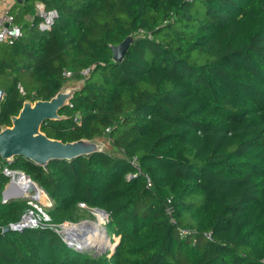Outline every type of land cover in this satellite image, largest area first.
<instances>
[{"label": "trees", "instance_id": "16d2710c", "mask_svg": "<svg viewBox=\"0 0 264 264\" xmlns=\"http://www.w3.org/2000/svg\"><path fill=\"white\" fill-rule=\"evenodd\" d=\"M37 1L16 0L22 36L0 44V127L84 79L42 132L107 138L114 154L10 167L52 199L56 226L83 219L81 204L105 211L117 246L96 255L50 228L5 231L29 206L0 201V264H264V0H40L59 14L46 32ZM7 184L0 174V199Z\"/></svg>", "mask_w": 264, "mask_h": 264}, {"label": "water", "instance_id": "95a60500", "mask_svg": "<svg viewBox=\"0 0 264 264\" xmlns=\"http://www.w3.org/2000/svg\"><path fill=\"white\" fill-rule=\"evenodd\" d=\"M19 3L27 0H18ZM138 35H131L120 45L112 46L113 61L121 63ZM84 79L67 81L61 90L48 101L26 100L17 116L12 117L11 126H2L0 131V158L10 165L17 159L24 158L38 166L46 167L54 160H73L82 156H90L95 153L114 154L107 138L93 140H79L76 142L63 143L51 139L42 132V126L49 121H60L64 117L60 112L65 109L74 96L81 90ZM3 194L8 196L6 190ZM11 198V197H10ZM102 216H107L103 210L96 209ZM5 231H9L6 228ZM64 235H67L62 231ZM85 232L81 235V243L86 240ZM65 241V240H64ZM84 245V246H83ZM79 245L81 250H89V245ZM112 247V252L116 248ZM113 254V253H112Z\"/></svg>", "mask_w": 264, "mask_h": 264}, {"label": "built area", "instance_id": "2783aa9c", "mask_svg": "<svg viewBox=\"0 0 264 264\" xmlns=\"http://www.w3.org/2000/svg\"><path fill=\"white\" fill-rule=\"evenodd\" d=\"M193 1V0H190ZM35 17L39 19V29L42 32L51 31L55 22L59 18L57 10H47L44 2L38 0L35 3ZM22 36V27L18 24L16 17L11 11L0 10V44L12 45ZM89 70L82 73L86 77ZM67 79L72 78L71 73H65ZM5 99V93L0 89V104ZM1 131V127H0ZM133 165L139 169L137 159L133 160ZM0 174L8 179L5 190L8 196L3 194L2 203L6 204L12 199H24L27 201L29 208L22 215L17 223L10 224L7 228L13 231H24L27 229H47L56 230V225L52 223V219L48 213V209L52 207L53 201L48 194L25 172L12 169L10 164L3 162L0 158ZM151 186L148 180V187ZM11 190V192H9ZM45 195V200L41 201L38 196ZM11 197V198H10ZM81 208H86L81 204ZM108 218L107 216H105Z\"/></svg>", "mask_w": 264, "mask_h": 264}, {"label": "rangeland", "instance_id": "374dc122", "mask_svg": "<svg viewBox=\"0 0 264 264\" xmlns=\"http://www.w3.org/2000/svg\"><path fill=\"white\" fill-rule=\"evenodd\" d=\"M2 1H3L2 2L3 5H7L9 3L8 0H2ZM14 5L15 4L13 3L11 9H13V11H14V13L16 15H19L20 14L19 8H16ZM12 200H17V199H12ZM80 215L81 216H84V218L81 219L80 221H78L77 223H65V224L59 225V226L56 227V230L57 231H55V232H57L65 240V242L68 244V246H70V247L76 249L77 251H79L78 248L80 246L78 244V240H80L79 238H80V236L83 233H81L80 236H77V237H79L77 239V237H74V236L68 237L67 235H64L62 233V231H64L67 227L70 228V227H73V226H82L84 224H89V225L92 226V228L89 229V230H87L86 232L91 231V230H94L96 228V229H98L99 232L102 233L101 239L98 240V238H97L96 240H94L91 243V246H90V249L89 250H92L96 255H102V254H104L106 252L112 251L111 240L106 235V232H105V231H107V229L105 227L106 217L100 215L96 211L93 212V213H91L89 211H85L84 209L81 210ZM91 215H93L95 218H91ZM113 239L115 241H117V239H115V238H113Z\"/></svg>", "mask_w": 264, "mask_h": 264}, {"label": "bare ground", "instance_id": "6f19581e", "mask_svg": "<svg viewBox=\"0 0 264 264\" xmlns=\"http://www.w3.org/2000/svg\"><path fill=\"white\" fill-rule=\"evenodd\" d=\"M9 192H11V190L9 191ZM38 198H40V200L41 201H44L45 200V195L43 194V195H40V196H38ZM92 228V226L91 225H89V224H84V225H82V226H73V227H70V228H66L65 230H64V232L65 233H67V236L68 237H71V236H74V237H77V236H80L81 235V233H86L85 234V236H84V238L86 239L84 242H83V244H88L89 245V247L91 246V243L94 241V240H96L97 238H98V240H100L101 239V235H102V233L101 232H99L98 231V229H94V230H91V231H88V232H86L87 230H89V229H91ZM79 237H77V239H78ZM80 238H81V236H80ZM79 238V239H80ZM80 242V243H79ZM78 244L81 246V245H83L82 243H81V239L80 240H78ZM84 246V245H83Z\"/></svg>", "mask_w": 264, "mask_h": 264}, {"label": "crops", "instance_id": "0c3cea01", "mask_svg": "<svg viewBox=\"0 0 264 264\" xmlns=\"http://www.w3.org/2000/svg\"><path fill=\"white\" fill-rule=\"evenodd\" d=\"M9 1V3L7 4V5H3V1L2 0H0V10H7V11H10L11 10V8H12V5H13V3L15 4V2H16V0H8ZM20 10L22 11V9H20L19 8V12H20ZM26 18L27 19H30V16H26ZM69 81H75V82H78L79 80H69ZM4 192V191H3ZM2 198H3V194L1 195V199H0V201L2 202Z\"/></svg>", "mask_w": 264, "mask_h": 264}, {"label": "clouds", "instance_id": "9594fccd", "mask_svg": "<svg viewBox=\"0 0 264 264\" xmlns=\"http://www.w3.org/2000/svg\"><path fill=\"white\" fill-rule=\"evenodd\" d=\"M106 232V235H107V231ZM116 244V243H115ZM79 251H88V250H81L80 248H78ZM112 252V251H111Z\"/></svg>", "mask_w": 264, "mask_h": 264}]
</instances>
